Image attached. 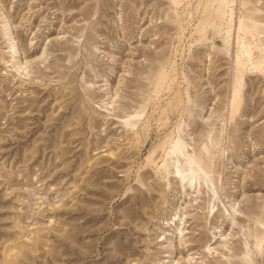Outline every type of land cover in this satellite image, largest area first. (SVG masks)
<instances>
[{"label":"rangeland","instance_id":"rangeland-1","mask_svg":"<svg viewBox=\"0 0 264 264\" xmlns=\"http://www.w3.org/2000/svg\"><path fill=\"white\" fill-rule=\"evenodd\" d=\"M0 264H264V0H0Z\"/></svg>","mask_w":264,"mask_h":264},{"label":"bare ground","instance_id":"bare-ground-1","mask_svg":"<svg viewBox=\"0 0 264 264\" xmlns=\"http://www.w3.org/2000/svg\"><path fill=\"white\" fill-rule=\"evenodd\" d=\"M19 63H22L20 60H19ZM201 168V172L200 173H204V174H206L207 175V172L202 168V167H200ZM186 175H188V173H186V174H184V176H186ZM189 181H191L190 182V186H195V183H194V181H193V177L192 176H190L189 178ZM194 179H195V182H196V178L194 177ZM186 180V179H185ZM181 232V231H180Z\"/></svg>","mask_w":264,"mask_h":264}]
</instances>
